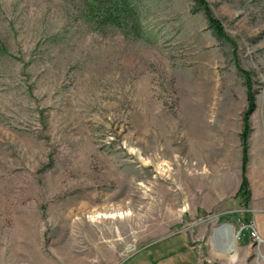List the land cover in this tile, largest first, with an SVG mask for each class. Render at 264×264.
<instances>
[{
    "label": "rangeland",
    "instance_id": "374dc122",
    "mask_svg": "<svg viewBox=\"0 0 264 264\" xmlns=\"http://www.w3.org/2000/svg\"><path fill=\"white\" fill-rule=\"evenodd\" d=\"M135 1L0 0V264H264V0Z\"/></svg>",
    "mask_w": 264,
    "mask_h": 264
},
{
    "label": "trees",
    "instance_id": "16d2710c",
    "mask_svg": "<svg viewBox=\"0 0 264 264\" xmlns=\"http://www.w3.org/2000/svg\"><path fill=\"white\" fill-rule=\"evenodd\" d=\"M89 12L93 15L98 24L102 26H113L127 30L136 38H141V19L139 8L135 0H88ZM202 7L206 14V18L215 35L219 38H224L223 28L216 20L204 0H195ZM247 75V74H246ZM248 78V76H247ZM250 111L255 109V100L251 92H249ZM246 132L243 135V140L246 141ZM245 153V152H244ZM247 189L246 181L241 186V191Z\"/></svg>",
    "mask_w": 264,
    "mask_h": 264
},
{
    "label": "built area",
    "instance_id": "2783aa9c",
    "mask_svg": "<svg viewBox=\"0 0 264 264\" xmlns=\"http://www.w3.org/2000/svg\"><path fill=\"white\" fill-rule=\"evenodd\" d=\"M253 237H254V238H258V236L256 235L255 232H253Z\"/></svg>",
    "mask_w": 264,
    "mask_h": 264
}]
</instances>
